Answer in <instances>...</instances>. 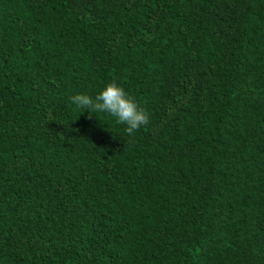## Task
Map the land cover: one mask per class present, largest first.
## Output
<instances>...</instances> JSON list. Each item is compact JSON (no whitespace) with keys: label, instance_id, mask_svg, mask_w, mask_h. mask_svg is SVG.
Returning <instances> with one entry per match:
<instances>
[{"label":"trees","instance_id":"obj_1","mask_svg":"<svg viewBox=\"0 0 264 264\" xmlns=\"http://www.w3.org/2000/svg\"><path fill=\"white\" fill-rule=\"evenodd\" d=\"M0 264H264V0H0Z\"/></svg>","mask_w":264,"mask_h":264},{"label":"clouds","instance_id":"obj_2","mask_svg":"<svg viewBox=\"0 0 264 264\" xmlns=\"http://www.w3.org/2000/svg\"><path fill=\"white\" fill-rule=\"evenodd\" d=\"M69 101L80 110V113L100 112L111 116L118 124L124 126L130 138L150 122V114L115 82L106 84L94 97L85 93H76L69 97Z\"/></svg>","mask_w":264,"mask_h":264}]
</instances>
